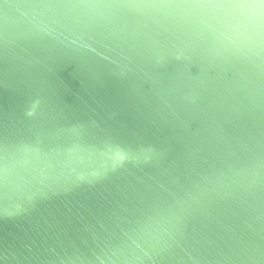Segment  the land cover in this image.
I'll return each mask as SVG.
<instances>
[{"label":"water","instance_id":"95a60500","mask_svg":"<svg viewBox=\"0 0 264 264\" xmlns=\"http://www.w3.org/2000/svg\"><path fill=\"white\" fill-rule=\"evenodd\" d=\"M102 2L0 0V264H264V0Z\"/></svg>","mask_w":264,"mask_h":264},{"label":"clouds","instance_id":"9594fccd","mask_svg":"<svg viewBox=\"0 0 264 264\" xmlns=\"http://www.w3.org/2000/svg\"><path fill=\"white\" fill-rule=\"evenodd\" d=\"M6 8L11 9L5 14L6 19H15L19 12V8L15 4H7ZM109 5L102 0H79L74 5V11L71 15L70 22L60 23L51 29L50 34L54 36L61 44L71 51H77L79 41H82L85 35V21L93 19L103 20L108 15ZM210 50L205 49V55H210ZM174 227L172 222L164 216L154 217L147 216L138 222L140 234L154 245L165 242L166 237L170 234V228Z\"/></svg>","mask_w":264,"mask_h":264}]
</instances>
